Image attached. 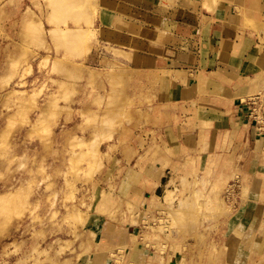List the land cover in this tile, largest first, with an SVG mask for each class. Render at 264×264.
I'll return each instance as SVG.
<instances>
[{
  "label": "rangeland",
  "instance_id": "rangeland-1",
  "mask_svg": "<svg viewBox=\"0 0 264 264\" xmlns=\"http://www.w3.org/2000/svg\"><path fill=\"white\" fill-rule=\"evenodd\" d=\"M93 1L0 0V264H233V182L160 175L128 113L150 85L110 39L86 53Z\"/></svg>",
  "mask_w": 264,
  "mask_h": 264
},
{
  "label": "crops",
  "instance_id": "crops-1",
  "mask_svg": "<svg viewBox=\"0 0 264 264\" xmlns=\"http://www.w3.org/2000/svg\"><path fill=\"white\" fill-rule=\"evenodd\" d=\"M87 11V55L110 39L150 85L128 113L165 151L160 175L181 166L233 182L227 244L233 264H249L264 245V120L245 101L264 72V0H94Z\"/></svg>",
  "mask_w": 264,
  "mask_h": 264
},
{
  "label": "built area",
  "instance_id": "built-area-1",
  "mask_svg": "<svg viewBox=\"0 0 264 264\" xmlns=\"http://www.w3.org/2000/svg\"><path fill=\"white\" fill-rule=\"evenodd\" d=\"M248 104L249 116L260 123L264 120V72L261 85L257 90L251 93L245 100Z\"/></svg>",
  "mask_w": 264,
  "mask_h": 264
},
{
  "label": "bare ground",
  "instance_id": "bare-ground-1",
  "mask_svg": "<svg viewBox=\"0 0 264 264\" xmlns=\"http://www.w3.org/2000/svg\"><path fill=\"white\" fill-rule=\"evenodd\" d=\"M62 28V27H61ZM43 29V28H42ZM82 29V28H81ZM65 30V29H64ZM41 115V114H40ZM97 137V136H96Z\"/></svg>",
  "mask_w": 264,
  "mask_h": 264
}]
</instances>
